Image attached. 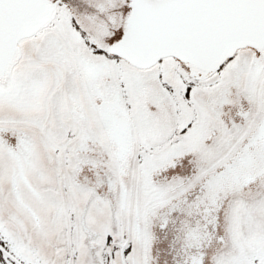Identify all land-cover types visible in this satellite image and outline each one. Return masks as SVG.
I'll return each mask as SVG.
<instances>
[{
    "label": "snow or ice",
    "instance_id": "snow-or-ice-1",
    "mask_svg": "<svg viewBox=\"0 0 264 264\" xmlns=\"http://www.w3.org/2000/svg\"><path fill=\"white\" fill-rule=\"evenodd\" d=\"M0 264H264V0H0Z\"/></svg>",
    "mask_w": 264,
    "mask_h": 264
}]
</instances>
